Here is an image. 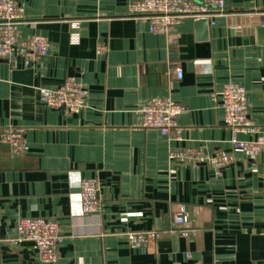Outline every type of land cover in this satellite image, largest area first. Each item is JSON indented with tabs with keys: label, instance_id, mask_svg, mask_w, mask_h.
I'll use <instances>...</instances> for the list:
<instances>
[{
	"label": "crops",
	"instance_id": "1",
	"mask_svg": "<svg viewBox=\"0 0 264 264\" xmlns=\"http://www.w3.org/2000/svg\"><path fill=\"white\" fill-rule=\"evenodd\" d=\"M16 1L21 15L0 23V45L36 39L48 54L26 64L17 49L15 66L0 57V136L23 126L26 140L21 155L0 143V264H48L30 241H12L21 217L58 222L54 264H264V151L235 153L221 176L172 157L231 150L220 102L228 81L245 87L264 133V0H226L203 27L186 17L170 37L130 13L139 0ZM71 76L89 91L86 108L41 102V87ZM155 96L184 107L167 135L140 125ZM81 178L99 181L96 215H82ZM182 207L189 237L174 222ZM152 230L160 237L148 249L129 244L127 232Z\"/></svg>",
	"mask_w": 264,
	"mask_h": 264
},
{
	"label": "built area",
	"instance_id": "2",
	"mask_svg": "<svg viewBox=\"0 0 264 264\" xmlns=\"http://www.w3.org/2000/svg\"><path fill=\"white\" fill-rule=\"evenodd\" d=\"M226 8V0H139L129 6L130 13L137 17L149 19V28L153 33L169 36L181 20L190 17L194 20L211 19L216 13ZM22 7L16 0H0V23H9L19 18ZM214 24V21L211 22ZM10 42L8 47L0 45V57H6L12 65L17 64V49L26 56V64L39 55H47L48 49L37 43L36 39L25 42ZM99 54L107 52L105 43L100 42L97 48ZM178 78L183 73L175 69ZM89 91L76 77H67L57 87H41L40 100L53 109L65 108L69 112H79L88 105ZM220 102L224 110V122L233 129L230 138L231 150H219L206 153L202 149H186L172 152V157L180 161H191L209 166L216 176H221L224 169L235 160V153L254 158L264 151V133L249 118L248 93L245 87L236 82H226L220 91ZM184 107L181 103L168 96L149 98L141 108V126L159 130L169 134L177 126V119ZM239 133L252 136L251 139H241ZM0 143L8 145L13 155H21L26 150L25 128L23 126H7L3 128ZM99 181L97 178H81L80 198L82 215H96L102 209L99 196ZM174 222L181 228L179 232L189 237L195 232L187 224L185 209L182 207L175 214ZM131 246L148 249L160 237L159 231H129L126 233ZM12 241L18 243L30 241L38 257L45 263L54 264L59 260L58 247L61 234L58 222L53 217H21L17 221L16 236ZM190 258V253H187Z\"/></svg>",
	"mask_w": 264,
	"mask_h": 264
},
{
	"label": "water",
	"instance_id": "3",
	"mask_svg": "<svg viewBox=\"0 0 264 264\" xmlns=\"http://www.w3.org/2000/svg\"><path fill=\"white\" fill-rule=\"evenodd\" d=\"M197 25H199L200 27H203L205 24H207V19H200V20H196Z\"/></svg>",
	"mask_w": 264,
	"mask_h": 264
}]
</instances>
